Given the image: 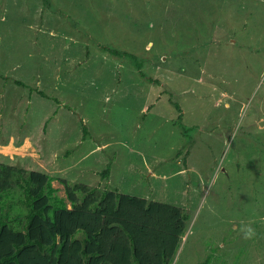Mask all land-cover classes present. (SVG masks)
Returning <instances> with one entry per match:
<instances>
[{"label": "rangeland", "instance_id": "1", "mask_svg": "<svg viewBox=\"0 0 264 264\" xmlns=\"http://www.w3.org/2000/svg\"><path fill=\"white\" fill-rule=\"evenodd\" d=\"M262 119L264 0H0V153L182 207L171 264H264Z\"/></svg>", "mask_w": 264, "mask_h": 264}, {"label": "trees", "instance_id": "2", "mask_svg": "<svg viewBox=\"0 0 264 264\" xmlns=\"http://www.w3.org/2000/svg\"><path fill=\"white\" fill-rule=\"evenodd\" d=\"M109 171L110 163L102 176ZM53 179L0 153V264H171L186 229L182 207L66 178L61 196Z\"/></svg>", "mask_w": 264, "mask_h": 264}, {"label": "clouds", "instance_id": "3", "mask_svg": "<svg viewBox=\"0 0 264 264\" xmlns=\"http://www.w3.org/2000/svg\"><path fill=\"white\" fill-rule=\"evenodd\" d=\"M254 235V229H252L250 226H245V228L243 229V238L251 239Z\"/></svg>", "mask_w": 264, "mask_h": 264}, {"label": "water", "instance_id": "4", "mask_svg": "<svg viewBox=\"0 0 264 264\" xmlns=\"http://www.w3.org/2000/svg\"><path fill=\"white\" fill-rule=\"evenodd\" d=\"M260 124H264V119L260 120Z\"/></svg>", "mask_w": 264, "mask_h": 264}]
</instances>
